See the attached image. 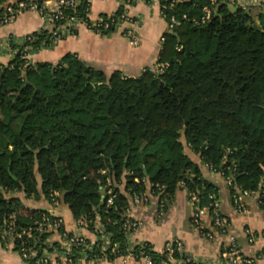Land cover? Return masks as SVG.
Segmentation results:
<instances>
[{"label":"trees","instance_id":"1","mask_svg":"<svg viewBox=\"0 0 264 264\" xmlns=\"http://www.w3.org/2000/svg\"><path fill=\"white\" fill-rule=\"evenodd\" d=\"M159 2L167 25L175 21L163 34L160 72L153 67L135 78L107 77L70 53L57 64H28L26 47L51 46L46 32L10 44L13 59L0 64V236L8 224L19 232L46 213L18 214L15 194L51 201L57 192L75 221L99 217L110 246L116 245L107 259L124 256L128 196L143 194L146 184L164 210L179 190L196 196L199 206L209 203L208 194L216 196L185 145L203 165L228 167L224 173L242 190L264 182V11L234 0ZM204 8L210 16L202 22ZM88 10L81 0L64 14L88 21ZM123 12L101 18L116 23ZM107 177L117 186L125 182L124 193L114 187L108 208L100 190ZM48 238L38 235L29 246L46 247ZM98 244L90 257L99 255ZM140 251L156 264L166 260L149 244L132 252Z\"/></svg>","mask_w":264,"mask_h":264},{"label":"crops","instance_id":"2","mask_svg":"<svg viewBox=\"0 0 264 264\" xmlns=\"http://www.w3.org/2000/svg\"><path fill=\"white\" fill-rule=\"evenodd\" d=\"M40 1L47 2L45 6L51 10L55 0ZM234 1L237 4L236 0ZM249 1L244 7L248 6L254 11L259 9L264 11V0ZM88 2V18L91 22L101 16L113 17L119 8H122L124 13L136 22L135 30L139 44L133 46L125 39L122 25L113 27L109 32L98 33L80 24L73 30L62 31L61 37L52 42L50 47L27 55L26 59L30 64H57L64 55L70 53L75 54L87 65L100 70L107 77L114 72H119L121 76L131 78L138 77L147 68L157 66L164 43L162 42L163 34L168 29L162 17V6L159 0L149 2L131 0V3L126 5L124 0H88ZM231 6L229 5V10L234 9ZM52 29L53 25L48 19L42 18L37 12L27 11L19 15L12 23L0 27V43L6 42L9 38H12L14 42H23L24 38L31 34L50 33ZM12 59L10 50H1V65H7ZM186 154L199 165L203 178L217 188L218 211L226 221V232L224 234L213 232L211 239L201 237L191 226L194 206L186 191L179 190L167 205L166 210L149 204L132 211L131 215L143 221V226L135 235L134 242L148 243L155 252L161 253L166 242L178 240L182 243V250L179 257L175 256V264H188V262L190 264H216L229 246V237L232 236L240 253L252 260L251 264H264V206H259L255 197L250 196L243 199L244 211L236 210L223 180L209 171L207 166L200 162L198 155ZM124 185L122 182L118 187L122 193ZM14 196L19 198L21 203L18 214L26 216L32 211H48L61 217L69 232L80 233L75 229V220L68 208L61 202L59 195L56 196L55 201H50L43 196L38 199H27L20 193ZM202 221L208 229L211 228L213 231L210 227L209 215L205 214ZM83 234L89 239L94 238L93 234L88 231ZM250 238H253L252 242H249ZM48 240L54 242L58 240V237L51 235ZM0 264H21V258L12 246H4L0 243ZM128 264L140 263L130 260Z\"/></svg>","mask_w":264,"mask_h":264},{"label":"built area","instance_id":"3","mask_svg":"<svg viewBox=\"0 0 264 264\" xmlns=\"http://www.w3.org/2000/svg\"><path fill=\"white\" fill-rule=\"evenodd\" d=\"M88 1V0H87ZM149 2L150 0H143ZM174 0H171L173 3ZM81 0H55L54 6L51 10H48L45 6L47 2L37 3L33 0H0V27L6 24L12 23L19 15L27 11L37 12L42 18L48 19L53 25L51 34L52 42L58 40L62 31L73 30L77 25L83 24L88 29L100 33L101 30H107L110 24L113 27L119 25L123 26V36L125 39L133 46L139 44V38L136 34V22L124 12L120 15L118 21L113 19L105 21L103 18L99 17L96 21L91 22L88 18L77 19L74 16H66L64 11L69 10L75 12ZM237 5L243 6L247 5L249 0H236ZM89 3V2H88ZM131 0H124V4H130ZM255 3V2H254ZM124 6V5H123ZM205 16L202 17V22L207 20L210 16V12L207 8H204ZM164 18V15L162 14ZM111 17H107L109 19ZM175 21L171 18V22L168 25V28L171 29ZM32 35V34H31ZM31 35L24 38L23 42H14L12 38H9L4 43H0V52L1 50H10V44L23 45L25 42L31 40ZM164 42V39H162ZM28 51L24 56V59L28 64L27 55L31 52L38 51L32 50L29 47H26ZM12 57H13V52ZM222 164H226V161H223ZM209 171L217 174L224 182L226 188L230 192V199L232 205L236 210L243 212L244 203L243 199L247 197H255L259 206H264V182L261 181L258 185L257 190L255 191H246L240 189L234 183V178L231 174H225L228 167H224L223 171H216L210 166H207ZM104 174V172H101ZM127 175V173H125ZM135 181H137L135 179ZM114 183L112 180L107 177L104 184L100 187L102 193L103 203L106 208L113 205L114 198L116 193L113 191ZM120 186V185H119ZM119 186H116L117 188ZM146 192H149V195H155L154 192L150 189V186L146 184ZM124 193V192H123ZM57 192L50 194L51 201L56 200ZM149 195L143 193L141 195L133 194L128 196V205L126 208L125 221L123 228L128 237V250L124 256H119L113 260L107 259L106 252L109 250L111 253L115 251L116 245L110 246V235L104 232L102 225L100 224L99 217L96 215L94 221H86L83 219L74 221V227L80 233L69 232L66 228V224L61 217L55 216L50 212L46 211L39 220L34 222V227L27 229H22L19 232H15L12 223L8 224L7 228L3 231L0 239L4 246H12V248L19 254L21 258V264H128L130 260L138 262L140 264H156L150 257L145 255L143 251H140L139 254H134L132 251L135 247H140L141 249L148 243H135L134 237L137 232L143 226V221L141 218L134 217L132 211H136L138 208H143L144 206L149 205ZM189 198L192 200L194 206V212L191 218L192 228L198 232V234L206 239H211L214 233L224 234L226 232V221L220 215L218 211V201L214 194L210 193L207 196L209 203L204 206L198 205V199L194 195H190ZM162 208V201L157 200L156 206ZM44 211V210H43ZM207 214L211 218V228L208 229L203 221V216ZM91 228V230L89 229ZM88 231L93 234L94 238L89 239L83 232ZM252 236L249 232H247ZM37 234V235H35ZM56 235L58 237L57 241L49 242L46 241V247H39L35 249L34 246H29L31 243L36 244L37 236L39 235ZM49 239V238H48ZM253 238L249 239V242H252ZM16 243H18L19 248L16 249ZM98 244L99 255L90 257L88 251H92L95 245ZM182 250V243L178 240H172L166 242L163 251L158 253L163 255L166 260L162 261L161 264H175V255L179 254ZM157 253V252H156ZM188 262V261H187ZM190 263V262H188ZM252 260L250 258L244 257L239 248L237 247L234 238L229 237V246L221 254V258L216 264H251Z\"/></svg>","mask_w":264,"mask_h":264},{"label":"rangeland","instance_id":"4","mask_svg":"<svg viewBox=\"0 0 264 264\" xmlns=\"http://www.w3.org/2000/svg\"><path fill=\"white\" fill-rule=\"evenodd\" d=\"M231 6V5H230ZM229 7V6H228ZM231 8H234V6H231ZM258 11V10H257ZM254 12H256V11H254ZM155 68H154V72H156V71H161L160 70V66L159 65H157V66H154ZM184 151L186 152V153H188V154H190V153H192V152H190V150L188 149V147L185 145V148H184ZM31 181V179L29 178V179H27V183L29 184V182ZM123 183H125L124 181H122ZM148 185V184H147ZM116 186L117 185H114L113 186V188L115 187L116 188ZM122 193V192H121ZM144 193H146L147 195H149V192H146V191H144ZM157 200H159V195H149V201H150V203L149 204H152V205H156V201ZM190 201L192 202V200L190 199ZM158 206H159V204H158ZM157 207V206H156Z\"/></svg>","mask_w":264,"mask_h":264}]
</instances>
